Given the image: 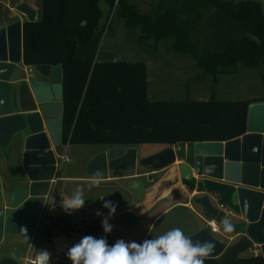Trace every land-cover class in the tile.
<instances>
[{"label":"trees","instance_id":"trees-1","mask_svg":"<svg viewBox=\"0 0 264 264\" xmlns=\"http://www.w3.org/2000/svg\"><path fill=\"white\" fill-rule=\"evenodd\" d=\"M104 1L108 12L115 3L127 26L138 28L139 38H171L170 50L190 56L198 76H210L213 83L239 65H262V95L150 100L143 62L98 59V0H39V15L21 22V61L61 67V145L191 146L245 133L248 104L264 102V8L258 0H157L147 12L126 0ZM182 183L189 191L203 190L191 180ZM215 185L227 190L229 202L233 188ZM243 226L238 222L234 232ZM205 264H264V258L256 254L218 263L208 257Z\"/></svg>","mask_w":264,"mask_h":264},{"label":"water","instance_id":"water-1","mask_svg":"<svg viewBox=\"0 0 264 264\" xmlns=\"http://www.w3.org/2000/svg\"><path fill=\"white\" fill-rule=\"evenodd\" d=\"M15 9L25 15V20L35 19L34 9L25 2L17 3ZM20 60L21 22L16 19L0 28V149L6 148L13 134H22L21 165L25 184L10 193L8 212L0 207V237L3 232H8L30 242L55 170V157L50 146L61 143V67L34 65V72L42 77V80L28 81L35 110L14 113L9 77ZM175 160L171 146L137 159L135 149L128 147L115 158L106 159L104 152L96 153L86 162L85 171L88 175L126 172L134 170L136 164L155 171ZM176 170L181 181L189 180L194 174L235 184L228 195L229 204L236 206L245 220L243 233L228 244L216 239L205 226L186 236L193 242H212L215 248L209 258L218 263L235 260L254 245L264 258V102L248 104L244 134L227 141L193 142L189 160L177 164ZM171 183L168 181L164 186ZM126 187L133 191L136 199L143 198L141 179L128 180ZM194 201L201 206L204 217L219 223L224 220V211L212 205L206 196L196 197ZM0 264L18 263L3 256Z\"/></svg>","mask_w":264,"mask_h":264},{"label":"crops","instance_id":"crops-1","mask_svg":"<svg viewBox=\"0 0 264 264\" xmlns=\"http://www.w3.org/2000/svg\"><path fill=\"white\" fill-rule=\"evenodd\" d=\"M19 2H25L33 8L35 18L39 15V2L36 0H0V28L16 19H19L20 22L26 19L22 12L15 9V5ZM30 79L42 80V77L34 72L33 66L24 65L20 60L16 63L9 77L12 85V112L23 114L35 110L34 100L28 86ZM21 85L25 88L20 89ZM21 136L20 133L13 134L6 148L0 149V207H3L5 212L9 211L8 199L10 193L17 188H21L25 183L21 165ZM66 145L50 146L55 158V153L61 151L60 147L65 151ZM94 155L93 153L89 159ZM180 162H187V160L178 154L175 162L166 166V169H162L164 173L152 181L154 174L160 170L137 171L135 168L130 175H120V172L107 171L104 175L74 176L59 173L55 159L53 179L50 180L49 188L44 196L43 206L30 242H25L16 234L3 232L0 237V257H10L18 264H35V258L39 251L48 250L51 253L50 264H72L67 256V251L84 236L92 235L97 239L105 238L110 246L120 239L125 242L135 241L138 243L143 242L145 239H155L169 231V227L162 224L154 232L156 222L162 215L175 208H182L186 213H191L197 220L196 225L193 227L183 229V232L187 235L205 226V220L207 219L202 215L201 206L194 201L197 194L206 196L208 200L210 197L213 198L216 204L221 203L224 208L222 211L225 215L230 216V220L235 218L237 223L242 222L245 224V220L240 213L233 214L232 209L227 205L226 199L220 200L216 192L196 189L189 191L176 172V166ZM96 176L101 178V183L99 186L89 188L90 180ZM132 178H139L143 181L144 195L141 200L136 199L133 191L126 187V182ZM189 180L195 183L210 181L219 185H227L230 188L235 186V184L204 176H195L194 174L191 175ZM151 181L152 183L147 185V182ZM168 181H172V183L164 186ZM80 186L84 188V206L78 210L66 212L62 206L63 201L71 197L74 190ZM177 189H182L181 191L185 194L182 197L183 199L171 198L162 204V201ZM106 201H111L116 206V211L111 216H109V209L104 207ZM97 212L100 215H97ZM105 218L112 226L111 232L104 231L102 222ZM217 233H219V228ZM242 233L243 231H232L223 234L222 237L226 240L224 243L228 244L236 240ZM256 247L258 246L254 245L251 248L255 249Z\"/></svg>","mask_w":264,"mask_h":264},{"label":"rangeland","instance_id":"rangeland-1","mask_svg":"<svg viewBox=\"0 0 264 264\" xmlns=\"http://www.w3.org/2000/svg\"><path fill=\"white\" fill-rule=\"evenodd\" d=\"M36 1L39 2V0ZM126 1L132 2L140 11L147 12L157 0ZM258 1L262 8H264V0ZM98 6L100 8L98 24L102 28L98 47V59L143 62L146 69L147 95L150 100H206L209 98L220 100H251L257 99L262 95V83L259 78V73L263 70L262 65L254 69L239 65L234 73L221 74L217 77L218 80L213 83L210 76H198L201 71L197 68L190 56L177 54L170 50L171 38H164L158 41L152 38L141 39L139 38L138 28L136 26H127L124 18L117 14L115 11V3L109 12L104 0H98ZM178 17L183 16L179 15ZM165 146H172L175 156L181 151V155L187 161L189 160L191 146L186 144H138L133 146L124 144H67L65 151L60 147L61 151L55 153L56 168L59 170V173L63 174L74 176L88 175L85 171V163L93 153L96 154L99 150L105 153L106 159H109L118 157L128 147H133L135 149V158L137 159L154 153ZM61 156H65L67 159L64 161ZM135 168L137 171L147 170L137 164ZM164 168L158 169L160 171L154 174L152 181L164 173V170H162ZM132 173L133 170H130L120 172V175H130ZM152 181L147 182V185H150ZM193 184L203 187V190L220 191L219 195L217 194L218 198L220 200L226 199L228 207L232 209V213L239 214L237 207L229 204L227 190H219L218 185L216 186L215 183L210 181L193 182ZM181 190H175L168 198L162 201V204L171 198L183 199L182 197L185 194ZM195 196L200 197L201 195L197 194ZM209 202L212 205H216V201L211 197L209 198ZM225 218L229 219L230 216L225 215ZM231 221L234 225L237 224V219L232 218ZM196 223L197 220L191 213H186L182 208H175L158 219L153 231H157L162 224L165 227H169L168 230L173 228L183 230L187 229L186 227H193ZM218 228L219 233H213L212 235L216 239L225 242L226 240L222 235L229 232L223 230L222 222ZM252 254H260L258 247L255 249L249 248L242 252L240 256H250Z\"/></svg>","mask_w":264,"mask_h":264},{"label":"clouds","instance_id":"clouds-1","mask_svg":"<svg viewBox=\"0 0 264 264\" xmlns=\"http://www.w3.org/2000/svg\"><path fill=\"white\" fill-rule=\"evenodd\" d=\"M101 178L93 177L89 188L99 186ZM84 189L77 187L72 196L66 198L62 206L66 212L78 210L84 206ZM104 207L109 209V216L115 213L116 206L106 201ZM97 215H100L97 212ZM105 232H111L112 226L108 219L103 220ZM223 230L232 232L235 225L228 218L222 221ZM215 245L212 242H193L182 229L173 228L165 234L143 242H125L120 239L109 245L105 238L84 236L67 251L72 264H205V260L213 253ZM51 253L40 250L35 258V264H50Z\"/></svg>","mask_w":264,"mask_h":264},{"label":"built area","instance_id":"built-area-1","mask_svg":"<svg viewBox=\"0 0 264 264\" xmlns=\"http://www.w3.org/2000/svg\"><path fill=\"white\" fill-rule=\"evenodd\" d=\"M61 158L65 161L67 158L65 156H61ZM216 208L220 209V210H224L223 206L221 203H218L215 205ZM219 222H217L214 219L211 218H207L205 220V227L208 229V231L213 234V233H217L218 232V226H219Z\"/></svg>","mask_w":264,"mask_h":264}]
</instances>
